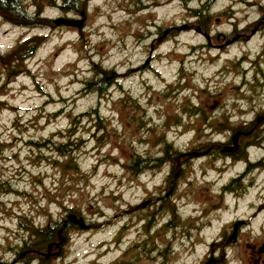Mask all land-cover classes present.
Instances as JSON below:
<instances>
[{
    "label": "rangeland",
    "instance_id": "374dc122",
    "mask_svg": "<svg viewBox=\"0 0 264 264\" xmlns=\"http://www.w3.org/2000/svg\"><path fill=\"white\" fill-rule=\"evenodd\" d=\"M204 1L89 0L85 17L45 9L53 20L84 19L81 30L18 27L0 17L1 53L47 35L27 60L28 72L8 78L0 64L4 263L41 264L17 254L26 236L23 216L45 225L66 221L73 207L92 227L71 229L63 254L49 264H202L223 227L264 203V172L255 171L246 177L244 197L228 194L212 206L222 185L243 172V162L193 157V173L175 179L172 192V164L129 168L137 157L159 155L165 141L188 153L231 140L239 125L264 132V31L225 45L235 28L264 20V0H215L205 12L206 30L203 18L192 16ZM104 71L112 77L107 92L84 87ZM93 109L100 126L87 116ZM34 141H76L79 148L65 156ZM5 181L18 192H5ZM261 219L250 226L259 227ZM236 253L229 251L218 264H240Z\"/></svg>",
    "mask_w": 264,
    "mask_h": 264
},
{
    "label": "trees",
    "instance_id": "16d2710c",
    "mask_svg": "<svg viewBox=\"0 0 264 264\" xmlns=\"http://www.w3.org/2000/svg\"><path fill=\"white\" fill-rule=\"evenodd\" d=\"M32 7L34 8L33 12H30L29 7L25 3L24 0H0V17L3 20H7L18 27H38V28H54V20L43 15L45 9L47 7H58L59 10L63 14H73L75 16L85 17L88 12V1L89 0H29ZM185 5L193 0H182ZM215 0H205L202 3L201 8L192 9L193 17L197 18V21L202 20V29L206 30V22H205V12L209 11ZM205 15V17H204ZM47 35H34L24 41L19 42L14 48L6 53L0 52V64L4 66L6 74L8 78H14L24 72H28L30 69L28 68L27 60L35 55L37 50L43 45L46 41ZM97 73V72H96ZM110 71L101 72V75L92 76L91 78L84 81V87L90 89L93 92H98L103 94L107 92L112 83V77ZM87 116H95L96 120H98L97 125H101L100 115L97 109H93L91 112H87ZM263 117V116H261ZM78 118H74L76 122ZM228 120V119H226ZM221 122V121H217ZM235 128H233L234 130ZM257 127L252 126H243L239 125L235 129V134L238 131L249 132V135H243L241 138L243 140H247L250 138L252 132L256 133V140H251L253 144L257 143L259 145L262 140L260 138L264 137V132H257ZM234 134V135H235ZM259 139V140H257ZM35 146L39 148H54L62 155L72 154L76 149L79 148V145L76 141H70L69 143L63 142H49L42 144L40 141L32 142ZM70 144V146H69ZM161 153L157 156H153L152 154H147L145 156L137 157L133 163L129 165V168L136 172H143L147 169H152L155 167H159L163 164H172L174 166V170L177 171L179 152L176 151L172 145L165 141L162 147ZM67 164V163H66ZM75 167L74 169H76ZM176 174V172H175ZM175 178V175L174 177ZM171 180V178H169ZM5 192L7 193H17V189L12 187L9 181H5L1 183ZM170 192V191H169ZM168 192V193H169ZM69 212H73L78 216L80 212L75 210L73 207L68 208ZM175 215V214H174ZM79 217V216H78ZM22 223V224H21ZM21 228L26 231V236L22 243V248L19 249L17 254L20 256L26 252L29 254V258L27 256V261H31V259L36 258L41 262V264H49L50 261L58 254H63L64 252V243L61 245L62 248H57L55 245L52 249L53 255L47 257L45 255H41L40 253H48L49 245L56 244L61 241L62 238L65 240H69V232L71 229H80L74 223L68 222L67 225H64V221H57L54 219H50L45 225L34 223L30 221L27 217H22ZM90 228L92 224H89ZM174 228H177L178 225H170ZM189 232V231H187ZM28 252V253H27ZM58 253V254H55ZM0 264H8L2 261V257L0 256ZM161 264H168L167 262H162Z\"/></svg>",
    "mask_w": 264,
    "mask_h": 264
},
{
    "label": "flooded vegetation",
    "instance_id": "af4514ba",
    "mask_svg": "<svg viewBox=\"0 0 264 264\" xmlns=\"http://www.w3.org/2000/svg\"><path fill=\"white\" fill-rule=\"evenodd\" d=\"M250 30V32H249ZM255 30V32H253ZM235 35L228 39L227 44H232L238 41H249L258 33L264 31V20L258 22L256 26L253 28L245 27L243 29L235 28ZM249 32V33H248ZM226 44V45H227ZM224 44L214 45L216 48L223 47ZM264 118V116H263ZM260 117H258V120ZM249 132H245L240 136L239 139V147L237 150L224 152L222 150V146L228 145L232 146L233 141L228 140L225 143L222 142H213L209 147L206 148H195V150H190L188 153H183L179 151V156L177 157V171L175 174V178L169 180L170 183V191L172 192L176 187L175 179L183 178L188 170L192 169L191 174L193 173V157L202 158H213L214 161H222L229 160V162H243L244 170L243 172L230 179L227 183L222 185L221 191L219 193V202L216 204H212V206H216L217 204L224 202V197L228 194L235 196L236 199H241L246 195V189L244 186V182L246 181V177L249 174L255 171L264 172V156L256 155L254 157L251 156V149L259 148L264 151V137L260 138L262 142L259 144L261 147H256L255 144L252 143L251 140H256V133L252 132L251 136L247 140H243L241 137L243 135H249ZM259 140V139H257ZM225 167V166H223ZM221 168V167H219ZM206 176V175H204ZM190 183L191 180L188 179ZM162 197L156 198V200H161ZM152 201V200H151ZM221 209V206L217 207L214 210ZM213 211V210H212ZM205 213V212H204ZM262 218V219H261ZM258 219H261L262 222L259 227H251ZM68 223L64 221V225ZM180 231V229H179ZM189 231V230H186ZM220 237L211 245V250L208 257L204 258L202 264H207L211 262V264H218L222 261V259L226 256V254L233 250L236 255H238L237 259L240 261V264H264V203L262 202L258 205L254 211L249 215L248 218L237 219L234 221H230L227 227H223L221 230ZM189 235V232H186ZM180 234L184 235V231H181ZM61 246L60 248H62ZM52 251V249H51ZM215 251L220 252V257L218 258L215 255ZM41 255H47V253H40ZM52 255V254H51ZM50 255V256H51ZM47 256V257H50Z\"/></svg>",
    "mask_w": 264,
    "mask_h": 264
},
{
    "label": "water",
    "instance_id": "95a60500",
    "mask_svg": "<svg viewBox=\"0 0 264 264\" xmlns=\"http://www.w3.org/2000/svg\"><path fill=\"white\" fill-rule=\"evenodd\" d=\"M54 24L57 26L67 25V26L77 27L79 30H81L83 27V24H84V19H75V18H70V17L69 18H59V19L54 20ZM196 30L200 32L201 29L198 27V28H196ZM253 32H255V30ZM204 35H206V34H204ZM207 38H208V36H207ZM244 133L245 132L238 131L232 138L233 145L232 146L224 145V146H222V150L224 152H229L231 150H233V151L237 150L239 147L240 136ZM170 193L171 192H169L167 194L169 195ZM145 204H147V203H145ZM65 222H72V223L76 224L77 226H79L83 230H88L90 228V225L87 224V222L83 218H78L76 214L69 215ZM64 242H65V238H62L60 242H58L56 244H50L49 248H48L49 252L47 253V256H50L51 254H53L51 249L54 247V245L57 248H60ZM55 254H58V253H55ZM207 264H211V262H208Z\"/></svg>",
    "mask_w": 264,
    "mask_h": 264
}]
</instances>
